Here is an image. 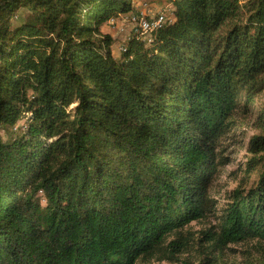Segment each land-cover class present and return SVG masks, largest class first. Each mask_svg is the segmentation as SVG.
<instances>
[{"label": "trees", "instance_id": "trees-1", "mask_svg": "<svg viewBox=\"0 0 264 264\" xmlns=\"http://www.w3.org/2000/svg\"><path fill=\"white\" fill-rule=\"evenodd\" d=\"M154 1L171 22L115 56L101 28L133 0H0V264L177 261L209 219L201 263L264 245V107L212 193L264 91V0Z\"/></svg>", "mask_w": 264, "mask_h": 264}, {"label": "rangeland", "instance_id": "rangeland-1", "mask_svg": "<svg viewBox=\"0 0 264 264\" xmlns=\"http://www.w3.org/2000/svg\"><path fill=\"white\" fill-rule=\"evenodd\" d=\"M133 3L137 9L145 10V8H148V11L152 14L162 10H171L170 4L157 3L154 0H133ZM102 28V34L109 35L114 41L112 52L117 56L120 52L119 48L131 33V26L119 20L114 26L106 23ZM263 107L264 91L256 99L252 112L246 118L239 120L238 129L224 142L223 155L228 159V164L222 168L212 188L213 197L220 205L224 203L226 194L235 189L242 179L240 169L244 167L249 157L247 145L252 135L258 132L255 126L256 117ZM5 139L7 140V136H4ZM214 223L213 220L209 219L192 222L186 227L189 233V240L184 251L177 255V261L169 259L167 254H157L151 260L142 261L138 264H204L200 260L203 259L207 250L204 248L206 242L201 239L203 238L201 233L206 231L211 225H214ZM199 240L202 241L199 242ZM228 247L229 249L225 250L224 256H222L224 262L220 264H264V245L258 247L255 243H250L248 245L240 244Z\"/></svg>", "mask_w": 264, "mask_h": 264}, {"label": "built area", "instance_id": "built-area-1", "mask_svg": "<svg viewBox=\"0 0 264 264\" xmlns=\"http://www.w3.org/2000/svg\"><path fill=\"white\" fill-rule=\"evenodd\" d=\"M119 20L128 23L131 26V31L138 33L141 37L150 42L152 33L160 29L167 22H171L172 17L171 11L162 10L156 14H152L148 11V8H145V10L136 8L135 13L123 14L111 18L107 24L114 26ZM122 47L123 46L119 48L120 51L122 50Z\"/></svg>", "mask_w": 264, "mask_h": 264}, {"label": "crops", "instance_id": "crops-1", "mask_svg": "<svg viewBox=\"0 0 264 264\" xmlns=\"http://www.w3.org/2000/svg\"><path fill=\"white\" fill-rule=\"evenodd\" d=\"M133 5L135 6V4L133 3ZM136 7V6H135ZM101 31L103 32V28H101ZM114 45V44H113ZM112 49H113V47H112Z\"/></svg>", "mask_w": 264, "mask_h": 264}]
</instances>
